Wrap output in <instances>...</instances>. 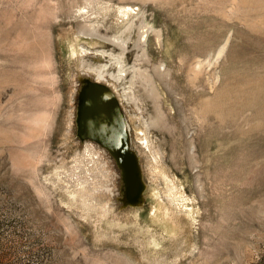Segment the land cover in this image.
<instances>
[{"label": "rangeland", "instance_id": "374dc122", "mask_svg": "<svg viewBox=\"0 0 264 264\" xmlns=\"http://www.w3.org/2000/svg\"><path fill=\"white\" fill-rule=\"evenodd\" d=\"M96 74L176 227L148 259L90 218L129 203L74 133ZM0 264H264V0H0Z\"/></svg>", "mask_w": 264, "mask_h": 264}, {"label": "water", "instance_id": "95a60500", "mask_svg": "<svg viewBox=\"0 0 264 264\" xmlns=\"http://www.w3.org/2000/svg\"><path fill=\"white\" fill-rule=\"evenodd\" d=\"M74 133L108 151L119 171L120 200L137 201L143 188L138 159L130 146L122 109L107 85L83 79L76 93Z\"/></svg>", "mask_w": 264, "mask_h": 264}, {"label": "bare ground", "instance_id": "6f19581e", "mask_svg": "<svg viewBox=\"0 0 264 264\" xmlns=\"http://www.w3.org/2000/svg\"><path fill=\"white\" fill-rule=\"evenodd\" d=\"M78 46H79V44H78ZM80 51H82L81 47L79 49H75V47L73 45H71L69 47L70 54H73L75 58H76L78 52H80ZM84 76L85 75H83L81 77L82 78L80 80L81 82L83 81ZM99 78H100V76H98V74H96L95 77L91 78V79L99 81ZM102 83L107 85L109 87V89L113 92L116 100L118 101V103L122 109V105L120 103V100L118 99L116 92L112 88V85L110 83H107V82L104 83V81ZM122 112H123V109H122ZM125 114L123 112L125 124H126V129L129 131V127H128V124L126 121ZM136 132H137V130H136ZM83 140L85 141V139H83ZM86 141L92 142L89 139H87ZM92 144H96V143H92ZM96 145H97V148L101 151V153L106 152L104 154H107L106 156H108V160L112 164H115L113 158L108 153V151L105 148L99 146L98 144H96ZM90 146L92 147V145H90ZM106 156H105V158H106ZM136 156H137V159L139 160L137 153H136ZM108 160H106V161L108 162ZM139 169H140V172H139L140 180H141L142 184L144 185V183L142 181V177H141V168L139 167ZM117 174H119V171ZM119 179H120V177H119ZM120 195H121V185H120L119 193L117 196L118 199L120 198ZM124 206H126V203L122 204L118 200L116 208L114 209V211L117 209L115 213H113V212H112L113 214L112 213L111 214L105 213L101 210L96 216L90 217L91 221H93L92 223H94V225H97L99 228H105L106 230H108V232H110V234L111 233L118 234L119 232L124 231V234H125L124 239L119 238L117 235L109 237L106 234L103 236L98 234V236H97L98 238H96V239L106 238V239H113V240H118V241L119 240L120 241H128V242L135 243V246H138V248L140 250V252H139L140 257L143 259H148L150 256H154L158 252V250H160V249L168 246L172 242H174V240L177 238L176 227H175L174 223L171 221L170 216L167 214L165 207L158 200H156L154 202V205H152L150 209H151L152 213L154 214V217L159 219V224H161L160 226H161L162 231H164V233H160L159 230L158 231L150 230V228L148 227L147 224H140L139 223L138 218H137V208L139 206L138 204L128 203V206H126L127 207L126 209H122V211L118 210ZM161 238H165L166 242H160Z\"/></svg>", "mask_w": 264, "mask_h": 264}]
</instances>
